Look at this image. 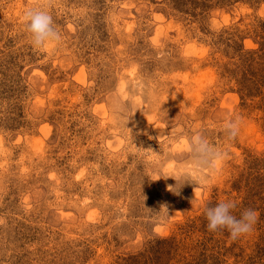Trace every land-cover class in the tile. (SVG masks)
I'll use <instances>...</instances> for the list:
<instances>
[{"label":"rangeland","instance_id":"1","mask_svg":"<svg viewBox=\"0 0 264 264\" xmlns=\"http://www.w3.org/2000/svg\"><path fill=\"white\" fill-rule=\"evenodd\" d=\"M40 5L51 49L23 21ZM194 131L227 159L173 193ZM222 200L250 234L208 230ZM0 264H264V0H0Z\"/></svg>","mask_w":264,"mask_h":264},{"label":"clouds","instance_id":"2","mask_svg":"<svg viewBox=\"0 0 264 264\" xmlns=\"http://www.w3.org/2000/svg\"><path fill=\"white\" fill-rule=\"evenodd\" d=\"M23 21L27 32L30 34L31 43L36 49H51L62 43L63 36L54 25L53 17L44 5L27 9L23 15ZM163 104L160 105L159 111H162ZM113 110L121 119L127 121L132 116L129 114L130 109L126 99L119 95L113 100ZM241 124L242 118L240 116L224 118L221 127L227 142L234 141L239 136ZM185 147L190 156L189 164L174 175L160 176V178L172 177L175 179L176 185L174 187L169 186V190L175 189L172 192L177 194L185 182L207 185V177L218 172L227 159V152L200 131H194L188 137ZM236 207V203L232 200H222L214 207L206 206L204 214L208 221V230L212 232L226 230L232 240L250 234L258 219L257 212L252 209H245L237 217L234 214ZM155 213L161 221H166L172 217L169 215L166 205H162L160 211Z\"/></svg>","mask_w":264,"mask_h":264}]
</instances>
